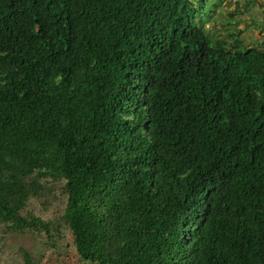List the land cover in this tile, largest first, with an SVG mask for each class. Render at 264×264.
<instances>
[{
    "label": "trees",
    "instance_id": "obj_1",
    "mask_svg": "<svg viewBox=\"0 0 264 264\" xmlns=\"http://www.w3.org/2000/svg\"><path fill=\"white\" fill-rule=\"evenodd\" d=\"M193 1L0 0V241H31L0 264L65 229L82 264H264V39Z\"/></svg>",
    "mask_w": 264,
    "mask_h": 264
},
{
    "label": "rangeland",
    "instance_id": "obj_2",
    "mask_svg": "<svg viewBox=\"0 0 264 264\" xmlns=\"http://www.w3.org/2000/svg\"><path fill=\"white\" fill-rule=\"evenodd\" d=\"M205 4L198 15L203 21V30L213 39L236 36L240 38L247 47L259 46L264 39V0H202ZM194 1L192 0V3ZM264 48V47H263ZM63 203L61 190L49 196L50 207H59ZM33 211V203L29 206ZM36 211V209H34ZM64 239L62 248L56 252L49 251L42 260L43 264H82L76 260L75 251L71 245V238L68 231H62ZM5 245L8 251H4ZM0 241V250L3 252L15 253L18 246L31 245L30 239L8 241L6 244ZM18 251L15 258H18ZM16 259L15 262H17ZM8 261L6 264L10 263ZM13 262V263H15Z\"/></svg>",
    "mask_w": 264,
    "mask_h": 264
}]
</instances>
